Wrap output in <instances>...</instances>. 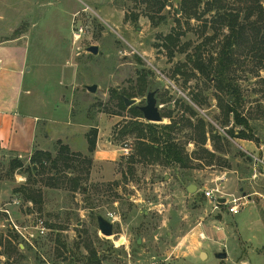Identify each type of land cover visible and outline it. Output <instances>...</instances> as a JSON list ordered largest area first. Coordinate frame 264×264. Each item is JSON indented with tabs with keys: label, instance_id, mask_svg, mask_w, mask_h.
<instances>
[{
	"label": "rangeland",
	"instance_id": "374dc122",
	"mask_svg": "<svg viewBox=\"0 0 264 264\" xmlns=\"http://www.w3.org/2000/svg\"><path fill=\"white\" fill-rule=\"evenodd\" d=\"M180 1L169 0L171 6L156 15L165 21L151 22L144 0H0V40L25 35L32 44L29 58L41 65L26 76L25 83L37 86L47 81L42 72L48 64L54 75L61 76L59 88L67 108L62 105L58 118L67 120L69 109V119L51 125L54 129L45 147L55 156L57 141L68 143L74 155L72 176L83 178L82 190L77 192L68 184L47 187L51 172L31 176L28 182L32 154L18 157L0 150V264H264V163L254 159L264 156V114L257 108V102L264 103V70H257L256 60L249 59L229 75L246 99L235 109L258 127V145L227 133H237L242 127L232 115L225 123L216 98L233 105V96L217 92L213 83L198 74L187 82L183 75H174V69L186 64L194 47L216 28V38L204 46L205 57L214 54L228 34L226 28L208 26L202 35L204 23L211 21L214 12L201 21L187 22L174 13ZM213 1L218 8L245 15L246 0ZM259 1L264 9V0ZM134 16L138 17L135 22ZM80 28L83 34L76 40ZM175 32L183 33L180 47L190 45L185 53L170 57L162 39ZM92 46L98 49L96 55L88 52ZM142 72L149 73L150 82L164 83L158 94L160 111L161 115L171 113V118L157 125L203 120L205 149L216 155L212 165L206 166L204 160L193 161L191 169L136 164L131 174L128 158L135 141L118 134L131 114L115 115L114 91L137 95ZM93 85L96 92L90 93L87 88ZM195 95L202 106L193 102ZM144 98L135 99L143 104ZM185 107L197 115L191 116ZM94 134L96 145L91 153L88 139ZM214 134L222 140H213ZM173 137L194 157L197 137L189 128ZM125 145L130 146L127 155L122 150ZM15 159L21 166L12 168ZM188 184L197 191L187 193ZM26 185L42 190L41 212L20 193L14 194ZM215 188L221 190L222 199L245 196L242 202L246 204L236 215L227 213L224 204L214 210V201L206 199L203 190ZM98 215L113 224L111 237L100 233ZM39 221L46 228L44 235L34 227ZM8 241L18 245V253L8 256ZM223 252L226 259L219 260L217 254Z\"/></svg>",
	"mask_w": 264,
	"mask_h": 264
},
{
	"label": "trees",
	"instance_id": "16d2710c",
	"mask_svg": "<svg viewBox=\"0 0 264 264\" xmlns=\"http://www.w3.org/2000/svg\"><path fill=\"white\" fill-rule=\"evenodd\" d=\"M144 2L146 3V8L149 12L148 17L151 22H155L156 20L165 21L164 17L156 19V15L161 14L167 6H171L169 5V0H144ZM202 5L204 6L203 11L199 12ZM212 12H214V15L211 21L205 22L202 27V35L206 33L209 28L208 26L226 28L228 34L225 35L215 53L207 55V58L205 57L204 46L207 42L214 41L219 31L216 28L211 37H206L201 44L194 47L193 52L187 57L186 64L177 66L174 69V75H183L187 82L198 74L208 83H213L217 92H224L233 96V105H229L220 96L216 98L218 107L226 116L225 123L228 117L232 115L236 125L242 127L237 133H227L232 138L247 140L260 145V141L256 135L258 127L250 125V119L241 117L235 109V106H242L246 99L241 93L240 88L234 84V81H231L229 75L234 73L238 66H242V64L246 65L249 59L256 60L257 70H264V9L259 0H246L245 15L241 17L240 11H234L233 9L225 11L224 8L216 7L213 0H181L179 7L174 10L175 15L180 13L179 18L181 17L187 22L190 20L201 21L206 14ZM137 19V16L133 17L134 22ZM177 23L180 25L179 20H177ZM181 36H183V33L175 32L163 37V46L168 50L170 57H173L175 53H185L189 47L190 44L180 47ZM239 60H242V62H239ZM148 74V72H142L138 76L137 95L124 91H114L117 99L116 106L118 108V113H115V115L122 116L121 112L124 111H128L131 114L130 120L124 123L118 133L121 137L131 136L135 141L132 148L133 153L128 158L130 164L128 169L131 174L134 173L133 168L136 164L191 169L193 161L201 162L204 160L206 166L212 165L216 155L205 149L206 131L203 120L198 119L195 124L191 123L190 119H186L182 121L185 123L184 125L178 121H171L167 125H157L140 121L142 119L140 112L135 110L134 107L126 108L124 106L122 96L129 99L145 96L146 89L150 83ZM262 83H264V80ZM192 100L198 106H202L203 104V101L197 95ZM257 108L263 111L264 114L263 102H257ZM185 110L190 112L191 116L197 115L190 107H185ZM161 117L170 119L171 113L162 114ZM184 128H189L197 137L194 141L196 142L195 146H198V150L194 153V157L189 156L185 152L184 147L176 143V139L173 137V134L182 132ZM212 138L213 140L217 138L219 142L222 140L216 134ZM88 142V150L93 153L96 145V135L90 136ZM57 144H59V149L55 156L51 152L43 151H35L31 155V165L28 168V182L31 176H44L51 172L50 182L46 183L47 187L58 189L68 184L69 189L73 192L82 190V176H72L71 172L72 165L70 162L74 156L73 153L61 142H57ZM218 150L216 148L214 151L219 152ZM12 164V168L21 166V162L18 159H15ZM87 165L90 168L91 161H88ZM87 171L89 169L86 170V173ZM262 173L264 174V171ZM19 193L25 202L37 207L39 212L42 211L43 193L40 188L35 189L31 185H26L14 191V194ZM6 243L5 249L8 256L18 253V245H13L11 241Z\"/></svg>",
	"mask_w": 264,
	"mask_h": 264
},
{
	"label": "crops",
	"instance_id": "0c3cea01",
	"mask_svg": "<svg viewBox=\"0 0 264 264\" xmlns=\"http://www.w3.org/2000/svg\"><path fill=\"white\" fill-rule=\"evenodd\" d=\"M31 45L25 35L0 40V150L18 157L35 151L51 152L45 147L50 130L54 129L51 125L66 123L70 112L68 109L67 120L58 118L62 105L66 104L61 95V76L54 75L49 64L42 72L47 81L37 86L34 82L25 83L26 76L41 67L37 59L29 58ZM39 134L42 138H38ZM98 154L96 151L95 156ZM254 159L264 163L263 155Z\"/></svg>",
	"mask_w": 264,
	"mask_h": 264
},
{
	"label": "water",
	"instance_id": "95a60500",
	"mask_svg": "<svg viewBox=\"0 0 264 264\" xmlns=\"http://www.w3.org/2000/svg\"><path fill=\"white\" fill-rule=\"evenodd\" d=\"M97 47H89L88 52L92 53L93 55L97 54ZM164 88V83L159 81L157 83L150 82L146 92H145V101L143 104H138L136 99H129L125 96H122V101L124 103V106L126 108H131L134 107L135 110L141 113L142 118L152 124H157L163 122V118L161 117V111H160V103L158 99V94L159 92ZM96 86L93 85L91 87H88L87 90L90 93H95L96 92ZM187 193H193L197 191V187L192 184H188L185 187ZM225 201L224 199H220L219 203L223 204ZM97 224H98V229L100 233L105 236V237H111L113 235V224L104 219L101 216H97ZM139 243V241H138ZM203 255L205 256V253L201 254V258H203ZM227 254L225 252L217 254V258L219 260H224L226 259Z\"/></svg>",
	"mask_w": 264,
	"mask_h": 264
},
{
	"label": "built area",
	"instance_id": "2783aa9c",
	"mask_svg": "<svg viewBox=\"0 0 264 264\" xmlns=\"http://www.w3.org/2000/svg\"><path fill=\"white\" fill-rule=\"evenodd\" d=\"M82 34H83V29L80 28L77 31V33L74 35V38L78 40ZM122 150L127 155L130 152V146L125 145V147ZM259 162L261 161L256 160V163H259ZM203 194L205 195L206 199L212 202L214 201L215 203L214 210H217L218 206L221 205L219 203V200L223 198L221 190L219 188L210 189V190L205 189L203 190ZM245 198H246L245 196L241 198H236L234 196H231L230 199H224L225 202L223 204L227 207V213L232 214V215L238 214L240 209L246 204L242 202V200H245ZM3 212L9 215L8 210H3ZM11 223L14 229L16 230V232H18V234H20L22 237H25L23 232L12 221ZM34 227L39 231L41 235L45 234L46 228L44 227V224L42 221H39V223L37 225L35 224Z\"/></svg>",
	"mask_w": 264,
	"mask_h": 264
},
{
	"label": "bare ground",
	"instance_id": "6f19581e",
	"mask_svg": "<svg viewBox=\"0 0 264 264\" xmlns=\"http://www.w3.org/2000/svg\"><path fill=\"white\" fill-rule=\"evenodd\" d=\"M203 257H205V256L203 255Z\"/></svg>",
	"mask_w": 264,
	"mask_h": 264
}]
</instances>
